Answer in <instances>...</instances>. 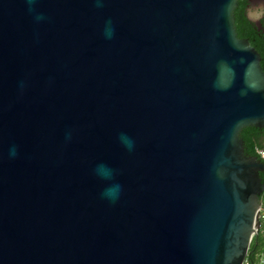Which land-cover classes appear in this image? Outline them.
Here are the masks:
<instances>
[{
	"label": "water",
	"instance_id": "1",
	"mask_svg": "<svg viewBox=\"0 0 264 264\" xmlns=\"http://www.w3.org/2000/svg\"><path fill=\"white\" fill-rule=\"evenodd\" d=\"M238 0H0V264H244L264 69Z\"/></svg>",
	"mask_w": 264,
	"mask_h": 264
},
{
	"label": "trees",
	"instance_id": "2",
	"mask_svg": "<svg viewBox=\"0 0 264 264\" xmlns=\"http://www.w3.org/2000/svg\"><path fill=\"white\" fill-rule=\"evenodd\" d=\"M248 0H238L235 10V26L239 38H246L256 48L262 57L261 65L264 69V31L259 30L248 18L246 8ZM245 152L248 155L258 156L257 149H264V127L247 126L241 132ZM264 181V173L261 174ZM264 207V193L262 195V208ZM264 254V222L253 238L244 264H257L259 256Z\"/></svg>",
	"mask_w": 264,
	"mask_h": 264
},
{
	"label": "flooded vegetation",
	"instance_id": "3",
	"mask_svg": "<svg viewBox=\"0 0 264 264\" xmlns=\"http://www.w3.org/2000/svg\"><path fill=\"white\" fill-rule=\"evenodd\" d=\"M263 5L264 6V0H248V4H247V8H246V12H247V16L248 18L256 25V27L259 30L264 31V13L262 14V16L258 19V20H254L251 16H250V12L253 8L259 6V5ZM264 12V11H263Z\"/></svg>",
	"mask_w": 264,
	"mask_h": 264
},
{
	"label": "built area",
	"instance_id": "4",
	"mask_svg": "<svg viewBox=\"0 0 264 264\" xmlns=\"http://www.w3.org/2000/svg\"><path fill=\"white\" fill-rule=\"evenodd\" d=\"M257 154H258V158H260L264 162V149L263 148L257 149ZM260 220H262L264 222V211H263V208H261ZM257 264H264V254H261L259 256Z\"/></svg>",
	"mask_w": 264,
	"mask_h": 264
},
{
	"label": "rangeland",
	"instance_id": "5",
	"mask_svg": "<svg viewBox=\"0 0 264 264\" xmlns=\"http://www.w3.org/2000/svg\"><path fill=\"white\" fill-rule=\"evenodd\" d=\"M264 6L261 4L255 8H253L250 12V16L254 19V20H258L262 14L264 13Z\"/></svg>",
	"mask_w": 264,
	"mask_h": 264
},
{
	"label": "crops",
	"instance_id": "6",
	"mask_svg": "<svg viewBox=\"0 0 264 264\" xmlns=\"http://www.w3.org/2000/svg\"><path fill=\"white\" fill-rule=\"evenodd\" d=\"M263 211H264V207H263Z\"/></svg>",
	"mask_w": 264,
	"mask_h": 264
}]
</instances>
